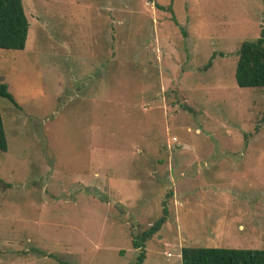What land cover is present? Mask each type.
Instances as JSON below:
<instances>
[{
  "label": "rangeland",
  "instance_id": "obj_1",
  "mask_svg": "<svg viewBox=\"0 0 264 264\" xmlns=\"http://www.w3.org/2000/svg\"><path fill=\"white\" fill-rule=\"evenodd\" d=\"M0 50V264H142L264 250V89L237 51L264 0H22Z\"/></svg>",
  "mask_w": 264,
  "mask_h": 264
},
{
  "label": "trees",
  "instance_id": "obj_2",
  "mask_svg": "<svg viewBox=\"0 0 264 264\" xmlns=\"http://www.w3.org/2000/svg\"><path fill=\"white\" fill-rule=\"evenodd\" d=\"M29 23L22 0H0V50L21 51L25 47ZM239 88L264 89V33L254 41L243 42L237 51L234 73ZM0 98L19 109L4 83H0ZM7 142L0 114V152H6ZM163 216L132 241V247L139 250L133 264H142L145 259L144 244L156 235L166 221ZM181 264H264V250H235L218 248H182Z\"/></svg>",
  "mask_w": 264,
  "mask_h": 264
}]
</instances>
